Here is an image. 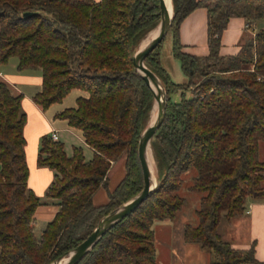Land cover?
<instances>
[{
    "label": "trees",
    "instance_id": "16d2710c",
    "mask_svg": "<svg viewBox=\"0 0 264 264\" xmlns=\"http://www.w3.org/2000/svg\"><path fill=\"white\" fill-rule=\"evenodd\" d=\"M172 7V53L186 81L173 82L161 66L163 40L145 58L166 91L165 117L150 141L157 187L76 264H159L152 225L176 217L190 169L196 175L187 189L200 198L197 224L185 226L184 239L211 250V264L256 261L253 247L231 248L216 227L222 217L243 214L248 197L264 198V27L236 55L219 49L229 19L242 17L247 26L264 19V0H172ZM198 7L207 10L206 56L184 52L178 36L180 22ZM159 20V0H0V64L16 57L19 70H41L32 99L42 109L73 89L85 92L56 117L93 151L90 160L81 147L67 156L61 141L41 138L37 163L54 171L45 196L58 210L35 235L33 215L42 202L27 184L22 96L0 81V264H51L143 188L137 147L153 95L132 55ZM122 157L125 174L108 190V171ZM101 187L108 201L95 205Z\"/></svg>",
    "mask_w": 264,
    "mask_h": 264
},
{
    "label": "crops",
    "instance_id": "0c3cea01",
    "mask_svg": "<svg viewBox=\"0 0 264 264\" xmlns=\"http://www.w3.org/2000/svg\"><path fill=\"white\" fill-rule=\"evenodd\" d=\"M264 27V19H261L251 26H247L242 17H231L226 28L221 34V46L219 54L222 56L236 55L241 46L249 39L253 38L257 31ZM170 33V49L167 50V61L180 75V80L172 79L171 68L163 60L162 45L159 50L161 66L167 71L171 80L181 84L186 81V77L181 71L180 61L172 53V33ZM178 36L183 46V51L195 56H206L207 46V10L205 7H198L187 15L179 24ZM18 59L11 57L4 64H0V81H5L14 95H21V112L24 114L23 135L25 138V157L28 166L29 189L41 199L33 215V229L35 235L39 236L46 224L51 221L58 210L57 201L47 199L46 190L54 179V171L48 167L37 163L41 138L50 135L52 130L57 131L58 140L64 145L66 153V143L71 142V154L73 147H81L85 160H90L93 155L92 149L85 143L81 132L70 127L67 121L56 117L60 111L74 107V105H64L63 100L54 103L46 109H42L33 101V96L41 89V70L39 68L28 67L23 70L18 69ZM175 71V72H176ZM72 91V90H71ZM69 92V94L71 93ZM68 95V94H67ZM66 95V96H67ZM65 96V97H66ZM64 97V98H65ZM63 98V99H64ZM70 140V141H68ZM263 144H259V147ZM87 151L90 156L87 157ZM67 154V153H66ZM67 155V156H71ZM259 158L264 160V154ZM125 174L124 157L113 163L108 171V190H113ZM264 187V177L262 179ZM93 203L102 205L108 201L107 191L99 188L93 195ZM247 212L232 218H226L225 224L221 227V220L217 224L216 231L222 240L230 244V247L237 250H248L253 247L255 262L247 264H264V198H247ZM221 218V219H222ZM172 220H157L152 225L153 241L155 247V260L159 264L170 263L173 256L200 255L205 253L207 263L211 264L215 260L213 252H205L204 247L198 243L188 242L184 239V228L187 224L196 225L197 218L193 221L182 220L176 222ZM221 227V228H220ZM37 230V231H36ZM175 239L178 244L176 246ZM209 250V249H208ZM180 258V257H178ZM181 259L179 261L181 262ZM182 263L186 264L182 259Z\"/></svg>",
    "mask_w": 264,
    "mask_h": 264
},
{
    "label": "water",
    "instance_id": "95a60500",
    "mask_svg": "<svg viewBox=\"0 0 264 264\" xmlns=\"http://www.w3.org/2000/svg\"><path fill=\"white\" fill-rule=\"evenodd\" d=\"M159 8L160 20L154 29V35L145 43L140 44L132 55L133 66L151 90L154 101V114L140 133L137 147V155L143 175V188L131 199L101 217L93 231L81 243L57 257L51 264L78 263L106 231L132 213L157 187L156 176L152 171L149 160V151L152 157L150 141L165 117L166 91L159 77L145 65V58L162 42L173 19V7L172 12H169L167 0H159ZM24 15L28 16L30 14L25 13Z\"/></svg>",
    "mask_w": 264,
    "mask_h": 264
},
{
    "label": "rangeland",
    "instance_id": "374dc122",
    "mask_svg": "<svg viewBox=\"0 0 264 264\" xmlns=\"http://www.w3.org/2000/svg\"><path fill=\"white\" fill-rule=\"evenodd\" d=\"M157 26V25H156ZM155 29V28H154ZM154 29H152L151 31H149L146 36L140 41V43L138 44V46L142 43H144V41H147V39L150 37V34L154 31ZM151 32V33H150ZM150 33V34H149ZM148 35V36H147ZM146 38V39H145ZM171 36H170V33H167L163 39V42H162V54H163V60L167 63V65H169V67L171 68V72H172V79L174 81H176L177 79L180 80V75L177 76V71L173 68V66L170 64V62L167 61L166 57H167V50L170 49V43H171V40H170ZM176 71V72H175ZM80 95H86L85 92L79 90V89H73L71 91L70 94H68L64 99H63V104L64 105H74V99L77 97V96H80ZM179 100V93H176L174 94V97H173V100ZM60 104V103H59ZM153 106H154V101H153ZM154 114V109L152 107V110H151V114H150V118H149V121L150 119L152 118ZM149 123V122H148ZM70 141V140H68ZM73 143L71 142H67L66 143V153L67 155H70L71 154V145ZM263 144V143H261ZM151 149V148H150ZM152 153V152H151ZM259 153L261 155V157L263 156L264 154V144L261 145L259 147ZM87 157L90 156V153L89 151H87ZM153 157V156H152ZM153 162H154V159H153ZM156 167H155V163H154V174L156 176ZM196 175V172L195 170L193 169H190L188 170L187 172H185L183 174V187L182 189L180 190V194L182 196H184L185 198V203L184 205L181 207V209L177 212L176 214V217L177 218V223H179V221H182V220H186V221H193L195 218H197L196 216V209L198 207V204H199V198H200V193L196 192V191H191L189 189H187V185L191 182V179ZM225 224V219L222 218L221 219V227ZM220 227V228H221ZM37 231V230H36ZM175 244L177 246L178 242L177 240L175 239ZM205 252H211L210 250H208L207 248H204ZM214 255V254H213ZM180 258H182L184 260V262H186V264H206L207 263V257L205 256V253H202L200 255H186L184 257V255H180L178 256ZM177 256H173L171 258V261L170 263L172 264H183L182 263V259H181V262L179 261L180 258H178Z\"/></svg>",
    "mask_w": 264,
    "mask_h": 264
},
{
    "label": "bare ground",
    "instance_id": "6f19581e",
    "mask_svg": "<svg viewBox=\"0 0 264 264\" xmlns=\"http://www.w3.org/2000/svg\"><path fill=\"white\" fill-rule=\"evenodd\" d=\"M167 4H168V9H169V12H172V3H171V0H167ZM154 32L155 31H153L151 34H150V37L148 38V39H150L153 35H154ZM148 36V35H147ZM146 39V38H145ZM147 39V40H148ZM146 41H144V43H145ZM149 160H150V164H151V168H152V171H153V173H154V162H153V157H151L150 156V151H149Z\"/></svg>",
    "mask_w": 264,
    "mask_h": 264
},
{
    "label": "built area",
    "instance_id": "2783aa9c",
    "mask_svg": "<svg viewBox=\"0 0 264 264\" xmlns=\"http://www.w3.org/2000/svg\"><path fill=\"white\" fill-rule=\"evenodd\" d=\"M50 136H51V139L54 140V141H57L58 140V135H57V131L55 130H52L51 133H50ZM248 210L246 209L245 212H247Z\"/></svg>",
    "mask_w": 264,
    "mask_h": 264
}]
</instances>
